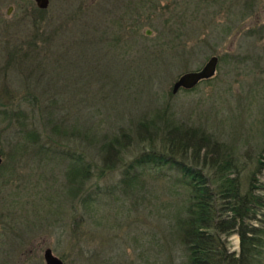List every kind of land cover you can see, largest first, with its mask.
<instances>
[{"label": "rangeland", "instance_id": "rangeland-1", "mask_svg": "<svg viewBox=\"0 0 264 264\" xmlns=\"http://www.w3.org/2000/svg\"><path fill=\"white\" fill-rule=\"evenodd\" d=\"M132 1L50 0L45 10L34 0H0V109L33 115L13 121L0 113V264H47V248L66 264L184 263L177 219L187 186L175 166L129 168L142 152L141 121L212 136L233 160L229 178L247 192L255 177V192L264 195V0H137L141 25L123 20L120 38L115 25L81 56L72 31L87 35L102 10L109 27L121 15L112 3ZM47 55L48 68L32 64ZM214 56L211 78L173 92L182 75ZM58 60L61 71L52 66ZM51 97L65 109L66 131L78 133L55 131V152L39 150L51 134L42 113ZM107 142L114 144L109 160ZM77 164L89 176L74 192L69 171ZM211 173L206 178L217 182ZM227 242L240 251L237 232Z\"/></svg>", "mask_w": 264, "mask_h": 264}, {"label": "trees", "instance_id": "trees-1", "mask_svg": "<svg viewBox=\"0 0 264 264\" xmlns=\"http://www.w3.org/2000/svg\"><path fill=\"white\" fill-rule=\"evenodd\" d=\"M139 1L133 0L125 5L111 2L113 4L112 11L114 12L115 8L116 11L119 10L121 15L118 14V17L112 18L110 28L104 24L107 16L105 15L106 11L102 10L104 19L96 24L91 23L89 25L91 32H88L87 35L84 32L73 33L72 31V39H79L75 44L79 48L83 47V52H80V55H86V46L93 48L92 45H100L105 42L108 30L113 31L115 25L119 26L120 29H117L113 36L120 38L121 36L118 35L123 31L121 23L123 20L124 22L126 20V24L132 25L133 28L140 26L137 10L143 6ZM77 13L76 11L71 13L70 19L72 18L71 20L74 21L73 24L80 23ZM133 16L137 17L133 18ZM70 19L68 18V20ZM130 20H132L131 24H129ZM75 21L77 22L75 23ZM54 42L52 41V43ZM70 49L72 52L74 46ZM20 50L23 48L18 49V51ZM24 50L26 53L24 55L30 57L28 50ZM68 51L69 49L66 53ZM50 54L51 56L54 55ZM48 56L40 58L41 60L34 59L33 62L31 59H27V63H40L48 68L49 65L43 64L45 58L51 60V56L50 58ZM27 66L31 68L30 63ZM52 66L55 71H61L60 68L63 63L58 60ZM43 72H47V69H44ZM32 99L37 103L38 98L36 96ZM46 101L48 105L42 107V113L46 116L45 128L50 127L51 134H48L49 141L40 145L39 150H53L55 152L54 149L57 146L51 143L56 140L53 136L55 131L58 134L59 130H62L67 136L78 133L73 132L72 129L66 131L68 129L64 123L66 120L62 116V111L65 109L59 108L61 101H57L56 97H51ZM4 109V111L0 109V113L7 120L13 119L14 121L22 118L27 121L30 116H33L31 111L25 112L22 108L17 110L13 107L11 109L5 107ZM58 110L61 115L55 117ZM33 113H35L34 110ZM157 122L159 121H141L138 124L136 135L142 152L130 163L129 168L133 169L136 165L149 164L157 167L171 165L175 166L183 176L187 186L188 199L181 211L185 215L179 216L177 219V233L181 234V241L185 250V259L182 264H264V195H257L255 192L257 188L254 180L256 178L251 179L249 190L242 192L241 182L237 178H229L235 166L231 156L227 154V149L218 140L198 128H184L182 125H175L170 122L162 126ZM36 134H38L37 131ZM126 134L123 133V137H129V134ZM116 140L119 141L120 138H116ZM120 144L123 143L120 142ZM105 145V158L109 160V153H112L114 144L107 142ZM62 153L67 152L63 151ZM211 172L220 178L216 179L217 182L206 178V174H212ZM69 176L76 183L74 192H78L84 189L83 185L88 179L89 172L86 166L77 164L71 167ZM214 184L217 186L214 187ZM253 220L260 224H254ZM234 232L240 236L239 252L230 251L228 248L227 238Z\"/></svg>", "mask_w": 264, "mask_h": 264}, {"label": "water", "instance_id": "water-1", "mask_svg": "<svg viewBox=\"0 0 264 264\" xmlns=\"http://www.w3.org/2000/svg\"><path fill=\"white\" fill-rule=\"evenodd\" d=\"M37 6L41 9H47L50 6V0H34ZM148 34H151L149 31ZM218 58L212 57L208 63L198 71L188 72L182 75L176 82L173 92H178L181 88L192 89L200 81L211 78L217 70ZM2 163V157L0 155V165ZM45 261L47 264H66L63 259L55 255L51 248H47L44 253Z\"/></svg>", "mask_w": 264, "mask_h": 264}]
</instances>
